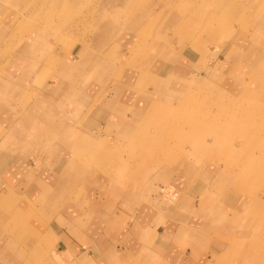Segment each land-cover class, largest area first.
I'll return each instance as SVG.
<instances>
[{"label": "rangeland", "instance_id": "1", "mask_svg": "<svg viewBox=\"0 0 264 264\" xmlns=\"http://www.w3.org/2000/svg\"><path fill=\"white\" fill-rule=\"evenodd\" d=\"M113 1L0 0V84L14 81L22 71L20 60L44 64L49 75L54 66H48L52 54L60 60L59 71L60 67L63 72L72 70L74 84L81 86V81L82 86L92 84L101 90L89 107L91 112L110 86L127 87L133 101L139 100L137 105L144 102L141 98L154 100L161 92L162 108L170 109H156L161 107L153 104L126 134L119 122H113L101 131L111 138L94 136L100 127L84 129L90 117L68 118L74 123L69 129L54 128L63 149L72 150L73 155L57 186L66 183L67 188L60 190L66 198L50 205L46 201V208L36 212V221L29 222L55 223L72 200L83 204L79 212L86 214V200L97 193L102 200H119L122 193L140 201L159 197L157 190L179 176L189 189L184 191L183 201L179 200L177 208L182 210L174 223L186 228L193 209L200 211L196 219L199 228L211 216L219 218L205 225L209 234L205 232L197 257L216 251L220 243L228 242L229 234L233 247H227L214 264H264V76H259L264 44L251 37L264 28V0ZM224 33L232 38L222 41ZM216 38L224 45L219 46ZM186 49L188 54L192 49L198 51L200 57L186 59L184 64L182 50ZM216 50L221 52L218 58ZM253 50L260 55L251 56ZM214 60L219 62L217 68L222 64L234 67L231 69L238 73L242 92L228 88L225 82L230 75L220 69L222 77L209 78L211 83H190V69L196 72L209 62L213 66ZM161 64H167L161 79L155 77L154 82L145 78L140 85L145 74L155 75ZM130 72L136 74L128 77ZM1 90L0 86V95ZM33 97V92L26 95L22 106H28ZM75 98L80 101L79 96ZM201 144L203 149L198 147ZM248 155L251 158L247 159ZM0 176L4 174L0 172ZM32 180L24 175L3 207L13 203L23 207V194L34 187ZM116 189L122 193L115 194ZM32 202L34 207L38 199L29 206ZM121 225L113 227V236L124 235L126 225ZM183 240L187 245L184 238L178 246L184 245ZM237 245L245 251L243 258L233 250ZM4 256L0 255V262L4 263ZM33 256L34 264H42L46 254L37 251ZM143 256L139 254L135 261L131 256L124 264H133Z\"/></svg>", "mask_w": 264, "mask_h": 264}, {"label": "crops", "instance_id": "2", "mask_svg": "<svg viewBox=\"0 0 264 264\" xmlns=\"http://www.w3.org/2000/svg\"><path fill=\"white\" fill-rule=\"evenodd\" d=\"M251 37L255 43L264 44V28L257 29ZM229 38L231 39L232 36L226 33L221 36L222 41ZM221 39L216 38L219 40L216 41L219 46L224 45ZM192 47H195V44ZM182 51L181 61L184 64L188 59L193 61L200 57V53L194 49L189 54L188 49ZM216 51L215 58H218L221 52ZM253 51L251 56L260 55L259 51ZM212 53L216 52L212 50ZM39 59L41 60V57ZM50 59L48 66H54L49 75L46 74L47 68L44 64L20 60L22 71L18 72L14 81L0 84L2 87L0 95V172L4 174V177L0 176V222L2 221L0 255H5L4 263L1 261L0 264H34L33 254L37 251L46 254L42 264H124V261H128L131 256H134L135 261L139 254L144 256L133 264L143 262L148 264L146 259H150L154 264V259L157 260L156 264H214L218 256L222 259V255L227 252V247L230 249L233 247V237L230 238L229 234V240L226 241L228 245L220 243L217 250L208 256L197 257L196 255L199 253L198 247L205 242V232L209 234L205 225L219 218L216 219L215 216L210 219L211 216L206 223H202L205 225L199 228L200 221L197 220H199L200 211L196 212L193 209L190 211L192 221L186 228L174 223L177 217H180L177 213L182 209L177 207L184 199V191L189 189V184L179 176L167 181L157 190L159 197L140 201L138 198L124 196V193L116 189L113 190L115 194L122 193L119 200L110 197L102 200L100 193L95 194L94 192L95 195L85 202L84 206H88L86 214L79 212V206L83 204L72 200L71 204H67L68 206L57 215L55 223L49 222L47 225V223L40 222L37 225H31L29 221H36H34L37 219L36 212L39 213L46 208V201H49L50 205L52 201L57 202V200L61 201L66 198L65 194L60 193V190L67 188L66 183L64 182L63 187L57 188V186L62 178V172L69 168L73 155L72 150L63 149L65 147H62L56 139L54 128L69 129L74 123L72 120H67L68 118L80 116V120L83 118L87 120L90 117L91 120L84 125V129L94 131L95 126H97L96 129L100 127L102 129H97L94 136L104 139L110 135L103 134L101 131L113 122H119L121 128L123 127L121 132L126 134L130 131L127 129L145 114L144 111L148 107L152 108L153 104L167 110V108H162L160 101L164 99V94L161 92L154 100L141 98L140 100L144 102L137 105L139 100L133 101L132 94L127 87L110 86L108 91L104 92L101 101H95L97 107L91 112L89 107L97 98L96 95H100L101 90L92 84L88 87L87 85L82 86L81 81H78V85L81 86H77L75 82L72 83V70L63 72L60 67L61 71H59L57 64L60 60L52 54H50ZM240 60L244 61V59ZM214 62L213 66L209 62V65H205L202 69L196 68V72H190V69L187 74H193L189 77L191 82L189 79L188 81L197 86L202 83H211L209 78L213 79L218 75L222 77L218 70L220 69L227 71L230 75L225 82L228 88L242 92L238 88V73L232 72L234 67L222 64L223 67L217 68L219 62L218 60ZM259 64L261 65L259 76L262 77L264 76V63L261 61ZM164 65L167 64H161L158 67L159 75L156 72L155 75L151 74L149 77L146 73L144 77L143 74L144 79L141 80L140 85L145 78L155 82V77H157L159 81L165 69ZM133 74L136 72L128 73V77ZM31 92L34 94L32 102L26 107L22 106V99ZM77 96L80 97L79 102L75 101ZM145 104L148 105L145 107ZM36 120L40 123L37 124ZM24 175L33 179L32 186L34 187L24 192L23 207L14 203L10 205L13 207H3L11 191L21 185L20 180ZM2 191L4 193H1ZM53 196H55L54 199ZM37 199L39 208L37 205L33 207V202L29 206V202ZM172 207L175 208L172 209ZM27 215L33 218L30 220L26 217ZM43 220L45 219L41 221ZM117 224L126 225L124 235L113 236L112 229ZM121 228L123 231L124 227ZM218 228L219 226L215 229ZM183 237L188 239L187 245L183 240L184 245L178 246L181 243L179 239H184ZM124 238H127L125 242ZM148 248L151 250H146ZM237 248L238 245L234 247V252L239 253L238 255L243 258L245 251L242 252L241 248L240 250ZM13 253L16 255L13 256ZM28 253L32 255L28 256ZM25 256H27L26 259Z\"/></svg>", "mask_w": 264, "mask_h": 264}, {"label": "bare ground", "instance_id": "3", "mask_svg": "<svg viewBox=\"0 0 264 264\" xmlns=\"http://www.w3.org/2000/svg\"><path fill=\"white\" fill-rule=\"evenodd\" d=\"M113 1V0H112ZM56 2V1H55ZM114 2V1H113ZM39 3H40V1H39ZM111 3V2H110ZM223 44V43H222ZM221 44V45H222ZM72 82H75L74 80H72ZM156 109H161V108H158V107H155ZM154 109V108H153ZM167 110H170L169 108H167ZM166 110V111H167ZM244 114H247V115H250V113H247V112H244ZM201 122V121H200ZM199 147V149H203V144H201V145H199L198 146ZM168 149V148H167ZM212 150H215L216 148H215V146H212V148H211ZM238 154H242V153H238ZM243 156V155H242ZM249 158H251V156L250 155H248L247 156V159H249ZM254 162V161H253ZM244 164H248V163H252V162H243ZM257 165H261V163L259 162V163H257V162H255ZM6 197H7V195H6Z\"/></svg>", "mask_w": 264, "mask_h": 264}]
</instances>
